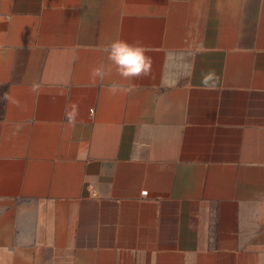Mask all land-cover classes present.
Instances as JSON below:
<instances>
[{"label":"crops","instance_id":"1","mask_svg":"<svg viewBox=\"0 0 264 264\" xmlns=\"http://www.w3.org/2000/svg\"><path fill=\"white\" fill-rule=\"evenodd\" d=\"M115 38L150 74L93 84ZM4 93L0 264H257L264 0H0Z\"/></svg>","mask_w":264,"mask_h":264},{"label":"clouds","instance_id":"2","mask_svg":"<svg viewBox=\"0 0 264 264\" xmlns=\"http://www.w3.org/2000/svg\"><path fill=\"white\" fill-rule=\"evenodd\" d=\"M103 51L106 53L107 60L110 64L100 65L92 69L91 78L93 84L97 81L103 82L112 69L125 81H131L135 78L148 76L151 71V59L147 55L148 48L143 43L129 42L128 40L115 38L107 44ZM213 78V73L209 72L204 76V83L207 85ZM108 91L113 95L117 93H129L133 91L131 84L124 85L120 82L113 81L108 85ZM0 99L11 102L8 93H4ZM259 247V246H258ZM257 264H264V251L260 252Z\"/></svg>","mask_w":264,"mask_h":264}]
</instances>
